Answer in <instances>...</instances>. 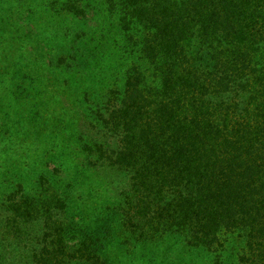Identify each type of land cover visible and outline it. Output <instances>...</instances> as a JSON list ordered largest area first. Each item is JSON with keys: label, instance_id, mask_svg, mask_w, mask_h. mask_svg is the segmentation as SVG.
<instances>
[{"label": "trees", "instance_id": "trees-1", "mask_svg": "<svg viewBox=\"0 0 264 264\" xmlns=\"http://www.w3.org/2000/svg\"><path fill=\"white\" fill-rule=\"evenodd\" d=\"M18 1H34L43 14L45 4H54L67 18L88 15L92 5ZM126 1L133 11L122 12L119 29L152 65L155 91L142 78L129 80L120 107L109 115L120 136L106 159L131 180L119 209L122 225L146 257L150 245L174 238L206 247L217 258L228 240L237 239V263L264 264V0ZM66 47L48 63L51 68H73V50ZM24 61L15 67L29 72L35 61ZM37 76L43 83L40 71ZM246 87L254 89L247 104L256 114L252 118L244 108L247 114L234 122L238 103L227 100ZM35 95L36 105L42 101ZM79 105L78 100L74 106ZM96 151L104 153L101 147ZM58 244L44 264L106 263L91 248L95 242L70 245L59 235Z\"/></svg>", "mask_w": 264, "mask_h": 264}, {"label": "rangeland", "instance_id": "rangeland-1", "mask_svg": "<svg viewBox=\"0 0 264 264\" xmlns=\"http://www.w3.org/2000/svg\"><path fill=\"white\" fill-rule=\"evenodd\" d=\"M90 1L88 15L67 18L54 4H45L43 14L34 1L0 0V264H44L60 249L59 235L70 245L95 242L91 248L107 264H239L237 239L217 258L174 238L150 245L146 257L122 225L119 209L131 180L106 159L120 136L109 115L120 107L129 80L142 78L151 92L155 81L152 65L119 29L131 2ZM65 45L73 50V68H51ZM29 58L35 61L29 72L18 71L15 63ZM78 63L82 68L74 67ZM38 71L43 83L36 81ZM64 79L68 84L61 86ZM26 86L33 91L24 93ZM34 92L42 101L36 105ZM253 92L246 87L229 96L238 103L234 122L256 114L247 104Z\"/></svg>", "mask_w": 264, "mask_h": 264}]
</instances>
